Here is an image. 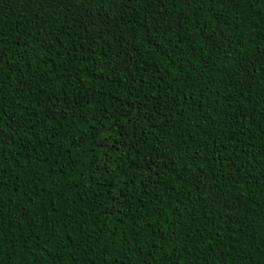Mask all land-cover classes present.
<instances>
[{"label":"trees","instance_id":"16d2710c","mask_svg":"<svg viewBox=\"0 0 264 264\" xmlns=\"http://www.w3.org/2000/svg\"><path fill=\"white\" fill-rule=\"evenodd\" d=\"M0 264H264V0H0Z\"/></svg>","mask_w":264,"mask_h":264}]
</instances>
